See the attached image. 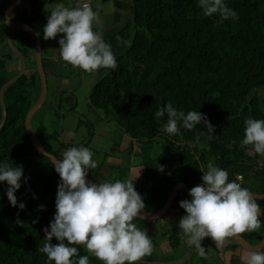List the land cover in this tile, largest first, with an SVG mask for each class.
I'll return each instance as SVG.
<instances>
[{"label": "trees", "instance_id": "trees-1", "mask_svg": "<svg viewBox=\"0 0 264 264\" xmlns=\"http://www.w3.org/2000/svg\"><path fill=\"white\" fill-rule=\"evenodd\" d=\"M226 3L235 10L237 19L219 22V13L205 15L199 0H132L130 21L104 37L112 45L118 68L100 70L88 102L141 145L145 156L139 160L143 174L138 192L148 195L150 201L165 200L177 183H184L188 190L201 184V170H206L209 161L227 169L229 179L243 175L249 190L264 194V165L259 163L264 156L251 145L242 144L247 118L264 119V0ZM4 11L0 6V48L8 52L0 51V88L18 72L12 75L8 68L18 59L7 46ZM36 18L47 22L46 15ZM28 37L18 46L26 59V72L4 91L7 119L0 131V163L23 165L24 176L15 195L18 204L23 202L25 207L11 205L6 195L8 185L0 182V264H54L40 248L56 211L60 177L25 131V117L40 92L35 59H30L34 45ZM66 100L60 99L55 106L57 129L46 127L40 110L31 122L44 149L57 159L76 146L61 137L62 121L74 109ZM166 102L178 110L205 114L214 125L213 133L203 122L192 129L181 126L177 134L167 133V114L155 117ZM89 128L82 144L87 147L93 135ZM153 145V150L158 147L157 153L148 152ZM172 161L177 164L174 175L167 170ZM159 166H164L163 171ZM119 170L108 167L103 158L89 170L87 178L96 183L121 180L114 178ZM147 210L145 205L143 212ZM141 222L134 221L137 225ZM52 243H58L55 237ZM76 246L79 255L89 256L90 264H103L83 244Z\"/></svg>", "mask_w": 264, "mask_h": 264}, {"label": "clouds", "instance_id": "clouds-1", "mask_svg": "<svg viewBox=\"0 0 264 264\" xmlns=\"http://www.w3.org/2000/svg\"><path fill=\"white\" fill-rule=\"evenodd\" d=\"M205 15L219 13L220 21L237 19L234 9L226 0H199ZM98 22L97 12L87 2L69 7L57 3L47 16L43 26V38L59 37L60 56L63 61L86 72L118 68L112 45L102 31L94 29ZM130 45L131 41L126 42ZM167 114L165 130L177 134L181 126L194 128L203 122L213 133L205 114L198 110L185 112L166 102L156 112L157 119ZM243 145L264 156V119L248 117L245 121ZM93 152L84 145L72 146L62 154V159H52L60 181L57 187L53 219L45 229L46 242L40 251L54 264H90L88 255H79L76 245L83 244L103 264H136L142 257L151 255L153 242L145 229L134 221L142 218L145 202L135 189L134 180L91 182L88 172L97 166ZM264 165V161H260ZM163 171L164 166H159ZM202 171V183L189 190L191 199L179 202L185 214L178 227L181 238L187 237L189 245L205 254L202 241L211 237L217 246L235 234L262 229L260 216L264 207L251 190L236 180H229L227 169L209 161ZM24 176L23 165L10 166L0 163V182H6V195L11 205L17 206L16 191ZM26 179V178H25ZM25 207L23 202L18 204ZM41 209L45 206L40 205ZM58 243H52V238ZM77 257V259H74ZM242 264H264V250L248 249L241 257Z\"/></svg>", "mask_w": 264, "mask_h": 264}, {"label": "crops", "instance_id": "crops-1", "mask_svg": "<svg viewBox=\"0 0 264 264\" xmlns=\"http://www.w3.org/2000/svg\"><path fill=\"white\" fill-rule=\"evenodd\" d=\"M15 0H10V4ZM75 0H21L20 4L17 8L10 14V20L14 23H25L23 20H28L30 23H26L31 26L36 32H38L41 40V56L42 62L45 64L44 71L46 74L47 80V96L45 102H49V109H44L41 119L47 123L49 120L54 122L56 120V109L54 104L57 100L60 99H67V105L73 107L72 111L67 113L77 112V100H75V95L73 91L75 88L72 87L71 82L72 78L76 76L75 72L83 71V76L81 78V90L78 92L81 93L85 98L88 99V93L94 83V81L98 78L101 73V69L95 73L86 72L78 67H74L67 62L63 61L60 56V49H59V37L63 34H58L57 38L55 39H44L43 38V26L45 25L42 20L36 18L38 15H46L50 14L52 8L57 3H64L66 6L69 7H76L74 5ZM7 3V0L0 1V6L5 7L10 5ZM92 8L97 12L98 15V22L94 24V29L98 31H102L103 37L109 34L116 33L120 29H122L131 19L132 15V0H92L91 1ZM12 41L16 47L20 46V41L27 42L29 37L26 33L23 32H13L11 35ZM34 49V46H33ZM2 53L7 54L6 48H0ZM31 61L34 59L33 56L30 57ZM10 74L13 73L15 68L17 71L19 70V62L18 60H14L8 66ZM78 69V70H77ZM75 73V74H74ZM14 74V73H13ZM12 74V75H13ZM89 75V76H88ZM87 84V85H86ZM35 96H32L34 99ZM90 105V104H89ZM93 111L89 113V118L85 115H79L78 119V128L84 127L87 128L88 124H92L95 122L102 121L104 124L107 123V119L103 117V115L97 110L92 108ZM67 115V114H66ZM66 117V116H65ZM91 119L93 120L91 122ZM117 125V124H114ZM95 127V126H94ZM93 129V136L95 137L97 134L101 136H105L107 131L104 133V128L97 127L99 131H96V127ZM65 130V129H63ZM76 130V129H75ZM80 130V129H79ZM119 134H122V138L117 145V151L119 152L124 145L128 146L129 152L135 151L134 153L137 154L138 151H141V145L132 139L127 133H125L120 127ZM73 133L72 131H70ZM88 134V130L85 131ZM84 134V138L86 137ZM64 132H62V140L64 136ZM72 136H69L66 143H70ZM94 138H92L93 140ZM92 142V141H91ZM75 143V144H74ZM72 144L79 146L83 143H76L75 141ZM95 144L94 142L91 144L90 147H93ZM114 145V144H113ZM96 146V145H95ZM115 146V145H114ZM92 149V148H91ZM98 151V148H93ZM114 149V147H113ZM113 151V150H112ZM157 153V149L154 151ZM110 152L107 153L104 157H101L100 161L105 158V163L108 167H117L120 168L119 172L115 173L114 178L120 177L121 180H134V171L138 168H142L141 174L137 176L134 181V187L137 191L140 189V179L143 174V167L141 166L140 161L135 164L134 158L132 160H128V158L123 157L119 154L117 155H109ZM127 154V155H128ZM125 155V156H127ZM97 159V162H100ZM128 161V162H127ZM128 163L124 166V163ZM137 165L138 167H136ZM108 168L105 167V171ZM167 170L170 175H174L177 173V164L176 162L172 161L167 164ZM125 176V178L123 177ZM123 177V178H122ZM178 184V183H177ZM172 190V189H171ZM171 192V191H170ZM147 206L148 210L144 213H152L156 212L163 207L167 198L165 200H154L150 201V197L145 195V193L139 192ZM258 198V203L264 207V194L253 192ZM170 194V193H169ZM169 196V195H168ZM183 199H189L184 192L178 193L175 200V208L170 211V209L165 212L161 217L154 219V220H142L137 226L145 229L148 234L151 236L153 242V251L156 252V257H152L150 255H146L141 258L138 263L144 264H242L241 257L245 254L247 248L241 246L236 240L226 238L225 241L220 244L219 246L216 245L215 241L211 237H205L202 241V246L205 247V254L203 256L200 255L199 249L191 246L187 242V237L181 238L182 230L178 227L180 218L185 214V210L180 207L179 202ZM174 200V202H175ZM173 202V204H174ZM172 204V205H173ZM262 223V229L251 231V232H244L241 234H237L242 239H244L250 246L255 248H260L264 250V222L260 218Z\"/></svg>", "mask_w": 264, "mask_h": 264}, {"label": "water", "instance_id": "water-1", "mask_svg": "<svg viewBox=\"0 0 264 264\" xmlns=\"http://www.w3.org/2000/svg\"><path fill=\"white\" fill-rule=\"evenodd\" d=\"M20 2H21V0L13 1L9 6H7L6 10L3 13V21L7 27V30H6L7 46L9 48V50L17 57L18 62H19V70L15 76H13L8 81H6L0 88V106H1L0 131L3 128V126L5 125V122L7 119V112H6L5 102H4V91L6 90V88H8L12 84H14L18 79H20L24 75V73L26 72V66H27L26 65V59H25L24 55L22 54V52L18 49V47H16V45H14L12 38H11V35L13 32L19 31V32H23V33L28 34L33 41V45H34L33 54H34V59H35L36 70H37L39 80H40L39 96H38L36 102L33 104V106L29 109V111L25 117V122H24L25 131H26L28 137L33 142V144L35 145L37 151L40 154H42L43 156L49 158L50 161L52 162V159L56 158V157L49 154L44 149L40 139L35 134V132L32 128V123H31L34 115L43 107L45 100H46V96H47V80H46V74L44 71L42 56H41L40 36H39L38 32H36L28 24H26V23H14L10 20V14L17 8V6L20 4ZM162 161H164V157H162ZM87 180L93 182L89 178H87ZM180 192H184L187 195V197L189 199H191V197L189 196V190H188L187 186L184 183H178L172 188L165 204L163 205V207L161 209H159L156 212H152V213H144L143 212L142 218L138 217V219H140V220H154V219L161 217L165 212H167L170 209V207L172 206L176 196ZM260 218L264 222V214H262L260 216ZM228 238L236 240L244 248L253 249L252 246H250L244 239H242L237 234H235L231 237H228ZM263 245H264V242H263Z\"/></svg>", "mask_w": 264, "mask_h": 264}, {"label": "rangeland", "instance_id": "rangeland-1", "mask_svg": "<svg viewBox=\"0 0 264 264\" xmlns=\"http://www.w3.org/2000/svg\"><path fill=\"white\" fill-rule=\"evenodd\" d=\"M16 71H17V68H15L13 73L16 72ZM75 73H76V76H74L72 78V82H71L72 85L71 86L75 88V91H73V93H74V95L76 97L75 100H77V112L67 113L66 117L62 121L63 129H65L62 132H64V134H66L64 136V138H63V139H66L65 143L69 142V141H67V139H69V136L73 137V138H71L72 142L75 141L76 143H84L86 141V138H87V134L85 133V131L88 130V127H90L89 131H91L92 127H94V126L96 127V131H99L97 127H100V129H101V127H103L104 128L103 129L104 133L107 131V134H105V136H101L100 134L98 136V134H97L95 137L93 136L94 135L93 134L92 137L90 138V141H92V142H90V145L88 146L90 149L92 148L91 151L94 154L93 158L96 161H97V159H99V161H100L101 157H104L105 155H107L108 152H110L109 155L114 156V155L119 154V155H121L123 157L128 158V160H130V161L132 160V158H134L135 159L134 160L135 164L138 163V160H143L144 156H145L144 152H143V155H142L141 151H138L137 154H136V153H134L135 151L131 150L129 152V154H128L127 153L128 146H126V145H124V147L119 152L117 151V149H118L117 145L119 144V141L121 140L123 135L119 134V131L116 130V128L119 129V126L118 125H114V124H116L115 121L107 120L108 121L107 123H110V124H104L102 121H99L97 123H95V122L93 123L92 122L93 120L91 119V122L93 123L94 126H92V124H91V126H90V124H88L86 129L84 127L78 128L77 124H78V119H79L80 116L76 115V114L77 113H80L81 115L85 114L89 118V116H90L89 113L92 112L93 109L89 105L88 99L85 98L83 95H81V93L78 92L82 88H81V83H77V82H81V78L83 76V71L75 72ZM262 93H264V92H262ZM57 102H58V100L54 104H56ZM46 103L47 104L44 106V108L42 107L40 109V111L38 112L39 114H40V112L43 113L44 109H49L48 108L49 107V102H46ZM83 117H84V115H83ZM44 123H45L46 127L50 131L54 130V129H57V127L54 125V122H51V120H49V122L47 123V119H46V122H44ZM70 131H72L73 133H71ZM84 134H86L85 138H84ZM92 138H94V139L92 140ZM72 142H70V144H72ZM93 142L97 146L98 151L93 149V148H96L95 145L93 147H90ZM113 147H114V149H113ZM153 147H154V145L152 147H150L151 151L148 150L149 153L150 152L152 153V151H155L156 148L158 149V147H155L154 150H153ZM125 155H127V156H125ZM127 162L124 163V166H126L128 164ZM135 166L138 167L137 165H135ZM141 171H142L141 167L136 169L134 171V176L140 175ZM123 177L125 178V176H123ZM150 256L156 257V252H152Z\"/></svg>", "mask_w": 264, "mask_h": 264}, {"label": "built area", "instance_id": "built-area-1", "mask_svg": "<svg viewBox=\"0 0 264 264\" xmlns=\"http://www.w3.org/2000/svg\"><path fill=\"white\" fill-rule=\"evenodd\" d=\"M91 1L92 0H75L74 1V5L75 6H80V4L82 2H87V3H89L91 5ZM229 180H236L237 182H240L243 187H246V188L248 186V184L246 183V180L244 179L243 175H241V174H237L232 179H229Z\"/></svg>", "mask_w": 264, "mask_h": 264}]
</instances>
